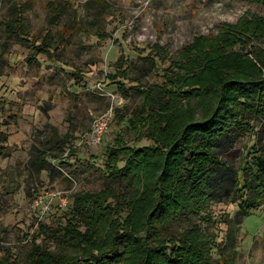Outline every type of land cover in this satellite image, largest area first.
<instances>
[{
	"label": "rangeland",
	"instance_id": "rangeland-1",
	"mask_svg": "<svg viewBox=\"0 0 264 264\" xmlns=\"http://www.w3.org/2000/svg\"><path fill=\"white\" fill-rule=\"evenodd\" d=\"M47 2L58 3L59 22H49ZM14 5L23 11L21 23L27 28L22 39L6 27L15 20ZM48 31L55 44L51 51H38L35 44H45L41 38ZM121 65L128 69L125 77ZM220 67L226 68L218 71L223 79L263 73L264 0H0V131L5 139L0 141V264H24L36 250H72L59 243L63 236L58 225L64 223L63 210L80 192L111 187L108 202L130 219L116 226L117 215L112 213L108 221L90 227L93 240L107 241L115 228L133 227L137 215L128 209L129 181H110L100 168L106 144L116 132H124L128 144L136 138L125 123H118L120 116L128 117L143 103L136 87L162 88L169 74L182 80L208 76L214 81ZM114 79L124 86L123 92ZM211 94L212 104L216 90L204 100L182 98L180 106L189 103L193 115L199 116ZM100 116L107 118L108 127L101 142L93 145L87 137ZM245 116L249 127L236 129L216 152L231 173L244 159L251 162L253 139L257 147L264 141L263 118ZM53 130L60 135L70 131L75 154L68 147L56 152L61 158L51 163L59 172L37 173L32 160L37 149L53 144L49 142ZM224 184L226 189L218 185L219 200L211 199L200 214L187 213L188 217L172 222L162 230L160 242L185 238L187 229L197 224L215 240L211 263L222 250L231 264H264V203L241 223L231 201L234 185ZM225 190L230 193L223 194ZM202 238L204 254L207 238ZM131 257L128 251L116 264H131ZM223 258L218 264H224Z\"/></svg>",
	"mask_w": 264,
	"mask_h": 264
},
{
	"label": "trees",
	"instance_id": "trees-1",
	"mask_svg": "<svg viewBox=\"0 0 264 264\" xmlns=\"http://www.w3.org/2000/svg\"><path fill=\"white\" fill-rule=\"evenodd\" d=\"M58 3L67 6L64 2ZM58 3L46 4L50 23L59 22L61 12ZM13 13L15 20L7 24V31L10 29L9 34L22 39L21 34L27 29L21 23L23 11L19 5H14ZM41 40L46 43H41L42 46L35 44L41 52H48L51 44H55V36L49 31ZM61 40H64L63 32ZM151 58L148 56V60ZM120 68L121 77H125L127 67L121 65ZM216 70L214 81L208 76L182 80L169 74L166 78L168 84L162 88L136 87L143 95V103L135 106L128 117L120 116L118 123L121 126L125 123L136 138L128 144L124 132H116L111 143L106 144V158L100 168L110 181H118L119 178L129 181L127 184L131 185L132 192L128 209L132 215H137L133 227L122 226L112 233L109 228L106 233L111 234L107 241L105 237L93 240L90 227L99 221H108L112 213L117 215L116 226L130 219L123 214L122 208L117 209L112 201L108 202L113 195L111 187L74 194L71 205L63 210L66 215L61 221L64 223L58 225V231L63 236L59 243L71 245L73 249L63 253L36 250L35 255L29 256L24 264H116L128 251L132 255L131 264H218L222 255L224 264L230 263L228 255L222 250L217 261L211 263L215 240L206 237L197 224L187 229L185 238L174 236L169 244L160 242L162 230L171 227L172 222L179 221L187 213L200 214L211 199L219 200L218 185L225 189L224 183L234 185L236 192L231 201L237 206L235 216L241 223L245 215L264 203V141L257 147L253 139L249 145L253 149L251 162L244 159L232 173L227 169L229 165L220 161L216 153L236 129L249 127L246 114H254L264 120V71L260 76L223 79L218 73H223L226 68ZM208 81L209 85H205ZM113 82L124 91L121 82L115 79ZM212 90H216L212 104L213 94L208 96L209 104L200 109L199 116L193 115L189 103L186 102L185 107L180 106L182 98L188 100V96H199L204 100ZM52 134L49 142L53 144L37 149L32 160L31 166L37 173L44 169L59 172L51 163L61 158L56 152L61 154L68 147L71 154H75L70 131L60 135L53 130ZM0 137V141L5 140L1 131ZM143 140L147 142L142 143ZM229 193V190L223 192L226 195ZM161 219L165 220L160 222ZM202 237L207 238L205 247L208 251L204 254L201 252L204 244Z\"/></svg>",
	"mask_w": 264,
	"mask_h": 264
},
{
	"label": "built area",
	"instance_id": "built-area-1",
	"mask_svg": "<svg viewBox=\"0 0 264 264\" xmlns=\"http://www.w3.org/2000/svg\"><path fill=\"white\" fill-rule=\"evenodd\" d=\"M108 127V120L105 116H100L98 117L93 125L92 128L88 134V141L93 144H99L101 142V139L104 135V133L106 132Z\"/></svg>",
	"mask_w": 264,
	"mask_h": 264
}]
</instances>
